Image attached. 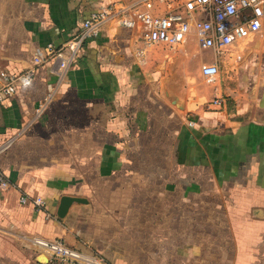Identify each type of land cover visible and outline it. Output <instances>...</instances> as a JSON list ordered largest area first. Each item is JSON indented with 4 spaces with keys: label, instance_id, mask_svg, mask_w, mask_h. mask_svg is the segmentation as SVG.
<instances>
[{
    "label": "crops",
    "instance_id": "crops-1",
    "mask_svg": "<svg viewBox=\"0 0 264 264\" xmlns=\"http://www.w3.org/2000/svg\"><path fill=\"white\" fill-rule=\"evenodd\" d=\"M106 3L0 0V74L32 68ZM140 33L107 25L62 80L47 64L0 104L13 185L0 191V264H51L34 239L105 264H264V25L220 50L191 38L144 56ZM215 97L226 105L206 109ZM63 197L86 203L61 219Z\"/></svg>",
    "mask_w": 264,
    "mask_h": 264
},
{
    "label": "built area",
    "instance_id": "built-area-1",
    "mask_svg": "<svg viewBox=\"0 0 264 264\" xmlns=\"http://www.w3.org/2000/svg\"><path fill=\"white\" fill-rule=\"evenodd\" d=\"M110 24L127 30H140L142 47L137 52L139 56H144L146 49L174 48L191 38L201 50H220L262 30L264 0H108L60 47L50 44L38 49L32 68L15 74L2 72L0 104L12 100L20 88L31 86L39 68L47 64L55 65L54 73L62 80L77 65L85 45ZM202 74L209 83H213L219 75V68L216 65L204 66ZM50 99L51 95L40 104L38 115ZM225 105V99L215 97L205 107L211 110ZM189 125L194 126L192 122ZM10 144L11 141L2 145L0 152ZM12 188L0 167V191L7 192ZM21 203H30L39 211L46 206L40 197L30 200L26 196ZM33 243L49 254L51 264H105L104 259L86 255L59 240L34 239Z\"/></svg>",
    "mask_w": 264,
    "mask_h": 264
},
{
    "label": "water",
    "instance_id": "water-1",
    "mask_svg": "<svg viewBox=\"0 0 264 264\" xmlns=\"http://www.w3.org/2000/svg\"><path fill=\"white\" fill-rule=\"evenodd\" d=\"M168 95H169V94H168ZM173 103H174L176 106L181 107V102H180L179 99L174 98ZM74 203H80V204H82V203H86V202H85V200H83V199H79V198L63 197V198L61 199L60 206H59V208H58V213H57L58 217L61 218V219L65 218V216L67 215V213H68L70 207H71ZM47 262H48V261L46 260V263H47Z\"/></svg>",
    "mask_w": 264,
    "mask_h": 264
},
{
    "label": "trees",
    "instance_id": "trees-1",
    "mask_svg": "<svg viewBox=\"0 0 264 264\" xmlns=\"http://www.w3.org/2000/svg\"><path fill=\"white\" fill-rule=\"evenodd\" d=\"M86 46V45H85Z\"/></svg>",
    "mask_w": 264,
    "mask_h": 264
}]
</instances>
